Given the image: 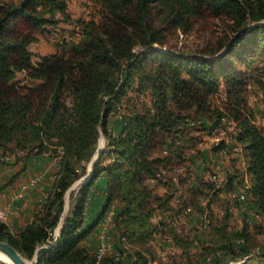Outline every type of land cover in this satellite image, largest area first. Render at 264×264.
<instances>
[{"label":"trees","instance_id":"16d2710c","mask_svg":"<svg viewBox=\"0 0 264 264\" xmlns=\"http://www.w3.org/2000/svg\"><path fill=\"white\" fill-rule=\"evenodd\" d=\"M95 1L100 8L98 19L73 21L68 0H0V155L59 157L51 191L40 210L17 235L0 222V241L28 260L36 255V264H119L114 255L98 258L81 245L113 207L116 249L120 256L130 251L136 263L156 258L152 242L159 235L181 254L180 261L169 264L242 260L240 264H264V245H256L245 227L228 231L226 214L219 217L217 231L206 226L212 241L210 247L201 244V262H192L189 250L205 231L194 230L191 238L169 225L156 227L150 220L156 209L172 203L179 190L170 183L159 195L156 190L165 185L156 176L176 162L172 154L180 157L169 151L168 144L180 120L186 118L182 112L191 111L213 121L212 127L224 117L235 123L232 139L242 146L250 180L248 211L264 215V128L243 97V67L256 60L264 62V0ZM221 17L231 20L232 34L216 46L198 52L160 49L170 33L186 34L198 22ZM61 21L78 26L80 38L62 41L54 53L41 55L34 65L30 46L45 28L52 36ZM19 71H27L33 81L16 86L13 78ZM134 86L147 95L130 111L123 110L122 127L112 133L110 114ZM221 87L229 106L212 110L211 98ZM100 132L106 150L93 160ZM163 150L167 155L154 156ZM90 163V178L69 191L66 210L67 191L88 174ZM103 174L105 202L86 225L91 190ZM151 180L152 187L147 184ZM197 182L200 188L190 187L191 193L208 196L205 181ZM194 197L182 195V204L192 208ZM57 227L59 235L52 243Z\"/></svg>","mask_w":264,"mask_h":264},{"label":"rangeland","instance_id":"374dc122","mask_svg":"<svg viewBox=\"0 0 264 264\" xmlns=\"http://www.w3.org/2000/svg\"><path fill=\"white\" fill-rule=\"evenodd\" d=\"M3 1H12V0H3ZM67 5H68L67 11L70 15L73 16V18H71V20L73 21L76 20L88 21L92 18L98 19L99 17L100 8H99V4L95 0H68ZM70 25L72 28H70ZM232 27L233 26L231 20L226 17H221L219 19L210 18L203 23L200 22L196 23L194 28L189 32H187L186 34L182 33L180 30L170 33L167 36L166 44L162 48L158 46L157 48L164 50L166 48L168 49L169 47H171L172 49H176V50L180 49L185 52L206 51L205 49H209L216 46L218 44V41H220L222 38L230 36L232 34L231 31ZM57 29L58 31L51 32L53 34L52 36L50 35V33L46 28L40 32L42 33V35L40 36V40H42V43H44V45L52 46L50 52H46V50L41 51L40 46H42V43L39 44V42L37 44L34 43L30 46V50L33 53L32 61L34 65L35 63L38 62V59L41 56L40 53L46 52L45 55L52 54L53 51H56V45L62 43V41L72 42V41H77L80 38L79 30L77 31L75 29V24L73 25V24L61 23ZM40 40L38 39V41ZM49 46H47V48H50ZM243 70L246 77V87H245L246 90L243 92V97H245L246 99L247 108L253 109L254 106L258 108L261 104L263 106L264 62L262 60H256L250 66L243 67ZM32 81L33 79H31L28 76L27 71H19L15 74L13 78L14 84L18 87H21L23 85H29ZM135 87L136 86H134L132 89H129L127 91L123 99L119 102L118 105H115L113 112H111L108 122V129L111 130L112 133H118L122 127L120 115L123 114V110H125L126 112L130 111L132 107L136 106V104L140 103L146 97L147 93L144 94L138 93ZM210 103H211L210 108L212 110L218 109L219 111H224L227 105L229 106L225 98L223 87L220 88L219 93L217 95L211 98ZM182 115H184L186 118L184 120H180L177 133L185 137L188 140L189 144L187 146L183 144H179V145L175 144L174 139H179V137H174V135H172V138L169 140V144H168L170 146L169 151L172 150V152H177L175 154L180 155V157L172 154V158L176 162H174L173 164L172 163L169 164V166H166L165 169H161L159 171L156 177L161 181V184L165 186L163 187L160 186L156 190V193L162 195L166 189V186H168L166 184L171 183L172 185L173 184L175 185L176 181L182 182L183 180L181 179L189 180V185H191V187H198L197 186L198 183L196 184L195 181L196 182L198 181L197 180L198 176L196 175V169L199 170V168L195 166V162H192L191 157H189L186 154L189 151H194L193 156L195 155L197 156V159L199 158V160H201L200 165L202 169H204L202 170L205 176L203 182L205 181L207 185V187L204 190H206L205 193H209L211 195V198L209 199L211 205L209 206L207 205V202L209 200L202 193L198 195H195V193H191L189 189L190 186L186 189L187 191H190L187 193V196L188 199L189 198L192 199V197L195 196L194 197L195 204L192 205V208L195 212H200L203 210L204 211L203 215L204 214L207 215L206 219L208 220V223L207 222L205 223L204 218H198V220L195 221L193 227H191L188 223L186 224L185 221L180 220V215L182 213L181 212L182 202L173 203V204H179L177 208H175L171 203L169 204V206L164 207V209L163 208L156 209L151 216L150 219L151 223L156 227H161V228L162 226L169 225L170 227L174 228L178 233L183 232V235H185L184 233L190 234L191 238H194L193 235L194 232H196L194 230H198L199 232L205 231L206 232L205 235H200L192 242L191 248L189 250V255L192 262L200 261V256L198 255L202 252L201 244H203L204 247H210L211 245L210 241H212V239H210V236H208V233H210V229H208L207 227L208 226H211L213 228L215 227L217 231L219 229L218 227L220 226L218 225V220L220 219L219 217L222 218V216L225 214L227 215L228 231H239L243 227H245L246 231H248L251 234V237L254 239L253 241L256 245L258 246L264 245V215H262L261 219H257L253 217L254 218L253 220V218L251 217V212L242 210V208H240V206L235 201L236 198L234 197V195L237 194L239 189H241L242 182L244 181V177L246 175V173L244 175V171L242 170V168L234 169L231 178L235 179L236 181H232V183L226 186L224 190L223 189L216 190V186L207 179L208 174L211 173H217L219 175H222V170L217 169L215 165L218 164L222 165L224 169H226L227 167L228 168L231 167L233 163L232 161H235V159L238 160V158H236V156L234 155L233 148L227 147L226 146L227 144H225V141L223 139L217 142L215 147H214L215 142H212V137H220V138L225 137L228 139L233 137L235 123L231 120L230 117H224L221 120V122H219L218 124L212 127L213 121L212 123H210L206 121L204 117H199L196 114H194L193 111L189 113L182 112ZM214 119L216 118L214 117ZM262 123L263 122L260 120L259 124ZM189 133H212V135L203 134L201 136L200 135L192 136L193 138H191L188 135ZM205 135L209 136L208 137L209 139L208 138L204 139L203 137ZM101 139L103 140V145L101 147V150L104 151L106 150V141L102 132H100L96 150L93 157L96 156L97 149H99V142ZM218 146H220V149H217ZM207 147H213V149H211L210 151L212 156L211 159L216 162L214 166L213 165L211 166L210 164L209 153L208 154L202 153V149H206V152H208ZM223 150L227 151V154L221 153ZM165 153L166 152H164V150L161 151V153L159 151V153H155L154 156L164 157L165 155H167ZM54 158H59V157H54ZM108 161H110V159H107L106 163ZM230 162L231 165L229 164ZM89 165L87 168H89ZM86 176H83L80 179H78L73 184L70 190L82 184L83 181L86 180L85 179ZM147 184L150 187H152L154 185V182L152 180L147 181ZM184 186L187 187V185ZM94 189L95 188L93 186L91 192ZM208 190L209 192H207ZM69 191L66 193L65 196L66 210L69 208V203H68ZM211 191H213L212 194L210 193ZM220 191H224L222 192L223 194L217 193ZM103 192L105 193V189ZM183 207H187V206L184 204ZM108 211L112 213L111 221H113L114 208L111 207ZM66 212L68 213V211ZM249 223H253V224H249ZM57 230L58 227L53 231V235ZM218 238L221 239L220 236H218ZM214 239L216 240L217 236ZM237 243L240 246L243 245L239 241ZM168 250H170V248ZM255 250H257V247L255 248ZM178 253L179 251L176 250V252H174V254L170 256L171 257L170 261L173 260L180 261L181 258L179 257V255L181 254ZM242 262L243 260L240 261L238 264Z\"/></svg>","mask_w":264,"mask_h":264},{"label":"crops","instance_id":"0c3cea01","mask_svg":"<svg viewBox=\"0 0 264 264\" xmlns=\"http://www.w3.org/2000/svg\"><path fill=\"white\" fill-rule=\"evenodd\" d=\"M69 16L71 20L73 16L70 14ZM61 23L71 24L69 22L61 21L58 23L57 27L55 28L56 29L55 32L58 31L57 28L60 26ZM70 28H72L71 25H70ZM38 42L40 44L42 43V40ZM47 46L49 45H44V43H42V46H40L41 47L40 50L41 51L46 50V52H50L52 46H49L50 48H47ZM46 52H42L40 54L45 55ZM54 52L55 51H53V53ZM252 110H253L255 121L259 124V121L261 120L263 123L260 125L264 126V107L262 106V104L258 108L254 106ZM203 134L212 135V133H189L188 135L191 138H193L192 136H198V135L201 136ZM175 137H179V139H174L175 144H178V145L183 144L185 146L189 144L188 140L182 135H180L179 133H175ZM208 137L209 136L205 135L203 138L206 139ZM222 139L225 141V144H227L226 145L227 147L233 148L234 155L236 156V158H238L237 155L235 154V152L237 153V150L235 149L236 148L235 144L233 145L231 143L232 145H229L227 143L228 138L212 137V142H215L214 147L216 146L217 142H219ZM211 149H213V147H207L208 152H206V149H202V153L204 154L209 153L210 164L211 166L212 165L214 166L216 162L211 159L212 158L211 151H210ZM193 152L194 151H189L186 154L189 157H191L192 162H195V166L199 168V170L196 169V175L198 176L197 179L199 181H202L205 178L203 171H202L204 169H202L200 165L201 160H199V158L197 159V156L195 155L193 156ZM221 153L227 154V151L223 150ZM242 155L244 156L243 150H242ZM23 156H24V153H20L18 155V158L17 157L15 158L14 156H10V157L7 156L9 157V160H5V161L0 160V205L2 204L10 205L9 215H8L7 220L4 222L2 221L0 222L4 223L7 226L8 231L13 235H17L20 232V230L27 223H29L33 219L34 215L40 210V208L42 207L43 203L45 202L47 196L49 195L51 191L53 181L56 177V173L59 168V158L49 157L46 154L33 155V156H30L29 158H25ZM232 162H233L232 165H231V162L229 163L231 167L229 168L227 167L226 169H224L222 165H219V164L215 165L217 169L222 170V175L226 176L228 185H230L232 181H236L235 179L231 178L234 169L242 168L243 170V166L241 165V162L239 159L238 160L235 159V161H232ZM227 172H228V175H227ZM103 177L105 178L104 174L96 181L94 185L95 189L91 192L90 201H89V204L86 210V217H85L86 225H89L96 218L97 213L100 211L101 207L103 206L105 202V196H104L105 193L103 191L106 187V178L104 179ZM230 180H231V183H230ZM31 181H35V184L32 187H27L25 190H21L22 185L28 184ZM195 183L197 184L198 182L195 181ZM227 184L226 186H228ZM184 185H187V187H185ZM175 186H177L179 190L176 192L175 197L172 200V204L175 202L176 203L183 202L182 195L187 196L186 189L189 186L191 187V185H189V180H187L186 182L176 181ZM197 186L200 188L199 183L197 184ZM198 187H194V188H198ZM216 190H220V189H217L216 187ZM18 192H21L22 195L21 197L16 198L15 195ZM222 192L224 191H220L217 193L223 194ZM210 193L212 194L213 191H211ZM205 197H207V199L209 200L211 198V195L209 194L208 196H205ZM178 205L179 204H173L175 208H177ZM203 212H204L203 210H202V213L195 212L191 208V211L187 215L185 223L186 224L188 223L191 227H193L195 221L198 220V218H204V219L206 218V215L205 214L203 215ZM106 216L107 214L102 219V221L96 225L94 231L88 237H86V239L81 243V245L87 250L97 253L100 247H102L103 244H105L106 249L103 252L102 257L111 256V255L115 256L117 254L118 255L117 259H115L114 256L113 257H114L115 262L120 261L119 264H143L140 261L136 263L135 257L129 255L131 254L130 251L128 252L123 251L121 256L119 255L118 250L116 249V245H115L117 233L114 230L112 221L106 223L105 221ZM58 231L59 230L55 232L54 241L52 243H55L57 241V237L59 235ZM46 247L47 246H40L39 249L46 248ZM152 248H153L154 256L156 257L155 259L152 260L154 264L171 263L172 261H170V258H171L170 256L165 259H162L159 255L161 253L166 254L169 248H173L177 250L175 246H172V242H170L167 238H161L159 235H157L154 241L152 242ZM119 256H120V259H119Z\"/></svg>","mask_w":264,"mask_h":264},{"label":"built area","instance_id":"2783aa9c","mask_svg":"<svg viewBox=\"0 0 264 264\" xmlns=\"http://www.w3.org/2000/svg\"><path fill=\"white\" fill-rule=\"evenodd\" d=\"M75 29L78 30L79 27L75 26ZM263 107H264V101H263ZM262 127L264 128V126H262ZM227 143L229 145H232V144L234 145L235 144V147H236L235 149L237 150V153L235 152V154L237 155L238 159L242 163L243 170H244V173H245V171H246V168H245L246 167V160H245V157L242 155V148H241L240 144L237 143L232 138L228 139ZM0 160L1 161L9 160V157L0 156ZM207 179L211 183H213L217 187V189H224L226 187L227 179H226V176H224V175H219L217 173H211V174H208ZM34 184H35V181H31L28 184H24V185L21 186V190H25L27 187H32ZM249 188H250V183H249V179H248L247 174H246L245 177H244V181L242 182L241 189H239L237 194L234 195V197L236 198L235 199L236 203L244 211H248V209H249V206H248V201H249V198H250ZM21 195H22V193L18 192V193H16L15 197L19 198V197H21ZM9 209H10V205L9 204L0 205V221L4 222V221L7 220L8 215H9ZM190 211H191L190 208H184L181 211L182 213L180 215V220L185 221L186 218H187V215L190 213ZM251 217L252 218L255 217L257 219H261L262 215L259 214V213H251ZM111 219H112V213L108 212L107 216H106V220H105L106 223L110 222ZM253 220H254V218H253ZM105 249H106V246H105V244H103V246L100 247V249L97 252L98 258H101L103 256V252L105 251ZM174 252H176V250L173 249V248H170V250H168V252L166 254L165 253H161L159 256L162 259H165V258H167L169 256H172L174 254ZM114 257H115V259H117L118 255L116 254ZM238 263L239 262H228L227 264H238ZM147 264H154V263L152 261H148Z\"/></svg>","mask_w":264,"mask_h":264},{"label":"water","instance_id":"95a60500","mask_svg":"<svg viewBox=\"0 0 264 264\" xmlns=\"http://www.w3.org/2000/svg\"><path fill=\"white\" fill-rule=\"evenodd\" d=\"M100 151H101V148L97 149L96 156L93 157V160L96 159ZM90 169H91V163L88 168L89 172L87 176L85 177L86 180L90 178V175H91ZM0 254L4 255L10 261L11 264H36V255L34 256L33 259L28 260L20 252H18L14 247H12L10 244L4 241H0Z\"/></svg>","mask_w":264,"mask_h":264},{"label":"bare ground","instance_id":"6f19581e","mask_svg":"<svg viewBox=\"0 0 264 264\" xmlns=\"http://www.w3.org/2000/svg\"><path fill=\"white\" fill-rule=\"evenodd\" d=\"M103 145V140L101 139L99 142V148H101ZM0 261L6 263V264H11L10 261L2 254H0Z\"/></svg>","mask_w":264,"mask_h":264}]
</instances>
